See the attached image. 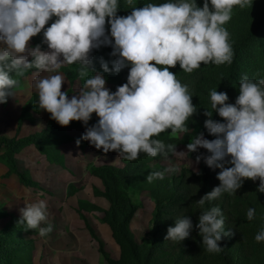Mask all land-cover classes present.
<instances>
[{
    "label": "clouds",
    "instance_id": "obj_1",
    "mask_svg": "<svg viewBox=\"0 0 264 264\" xmlns=\"http://www.w3.org/2000/svg\"><path fill=\"white\" fill-rule=\"evenodd\" d=\"M126 2L131 5L133 0ZM249 3L204 0L203 6L197 7L195 0H166L159 5L149 2L132 7L129 15L121 17L116 15L118 0H0V103L6 102L18 84L10 73L23 76L29 69L49 72L78 63V74L83 77L89 72L91 50L111 45L110 55L116 57L111 71L119 73L130 65L126 84L111 92L101 73L91 72L80 92L68 98L61 91L64 77L57 73L36 80V105L60 126L70 121L87 125L95 113L97 122L86 127L75 141L77 145L85 140L104 153L117 151L129 161L141 152L152 157L176 154L174 145L153 137L168 129L172 135L188 132L185 122L195 108L187 85H182L169 68L179 63L184 72L191 73L201 62L231 64L233 53L224 25L231 19L234 6L242 9ZM53 16L56 19L45 28ZM106 17L109 34L105 33ZM42 29L41 43L48 50H42L41 44L28 46L30 38ZM100 66L103 72H109L102 58ZM227 101L225 92H210L211 109L224 122L206 119L205 129L216 138L208 140L200 133L186 145L188 152L206 149L209 155H197V162L203 159L209 168L220 169L219 186L203 195L197 201L199 205L224 192L235 193L245 178H259L257 191L264 193V79L253 81L242 75L235 103ZM205 115L211 117L212 111ZM172 171L175 169L151 172L146 180L162 179ZM19 212L18 224L26 229L37 230L40 237L52 232V225L45 224L46 201L27 204ZM254 215L255 209L249 208L246 218L252 220ZM224 223L221 209L216 206L199 215L195 227L207 251H221L218 242L222 235L232 234L231 229L225 230ZM192 230L191 218L179 217L174 226L167 228L165 240L183 241ZM254 239L264 241V228Z\"/></svg>",
    "mask_w": 264,
    "mask_h": 264
},
{
    "label": "rangeland",
    "instance_id": "obj_2",
    "mask_svg": "<svg viewBox=\"0 0 264 264\" xmlns=\"http://www.w3.org/2000/svg\"><path fill=\"white\" fill-rule=\"evenodd\" d=\"M149 2L159 5L166 0H133L131 5L126 0H118L116 15L127 16L131 13L132 7L140 8ZM195 2L197 7H202L204 0ZM209 8L211 10L210 4ZM260 26L262 30L250 36ZM224 27L229 33L232 63L214 65L209 62L204 65L203 70L197 72L194 69L188 73L186 79L180 83L187 85L191 99L201 96L204 90L211 92L220 88L229 77L234 59L238 56L241 64L240 77L246 74L253 81L264 79V0H250L242 9L234 6L231 19ZM109 30L110 25L106 17L105 33L109 34ZM34 37L30 38L28 46H35ZM42 39L43 32L38 33L37 44H41V49L46 46L41 43ZM242 44L241 52L237 54V48ZM101 48L107 52L111 45H102ZM31 59L29 56L28 60ZM63 66L65 67L61 68H67L69 75L77 76L82 83L92 75L91 72H96L90 65L89 72L81 77L78 74L80 68L78 63ZM25 81L26 79L23 85ZM76 86L79 93L83 84L80 86L76 83ZM105 87L111 92L117 88L107 82ZM224 92L228 96L227 103L234 104L239 95V87L229 86ZM30 95L31 93L27 92V95L12 96L10 99L8 96L6 102L0 103V139L17 138L18 141H23L32 135L30 134L32 127H28L25 121L30 116L36 99L33 98V105L26 115L24 114V118L21 121L19 119L23 109L25 112L27 103L25 100ZM206 119L207 116L195 115L192 123L187 126L188 132L174 135L183 143L176 146L177 153L149 163L153 172L163 171L165 168H174L175 171L166 172L161 180L156 178L151 182L146 180L151 172L134 178L135 186L128 195L139 205V210L128 226L129 233L134 242L142 248L156 231L153 218L157 207L156 199L164 203L173 197L171 201L173 206H164L161 222L163 228L159 230L160 247L152 264H264V241L256 242L254 239L258 231L264 228V211L253 180L245 178L235 193L224 192L210 202L212 207L221 209L225 218V230L231 229L232 233L230 236L222 235L218 242L221 251H207L199 230L195 227L199 215L206 210L205 204L197 203L205 190L198 178L201 175L202 164L200 161L197 162L196 156L200 151L207 150L198 148L196 152H188L186 145L200 133L204 134L205 139H210L204 127ZM38 122L41 126V122ZM48 146L46 150L49 151L51 145ZM27 147L17 145L16 150L0 148V264H108L107 258L120 260L121 246L109 225L103 221V211L109 209L106 207L108 203L106 199L100 196L103 187L100 186L99 190L97 185L100 184L90 183L84 179L81 180L82 183L36 182L37 186L33 188L24 185L18 175L13 173L12 156L20 172L30 176L29 170H34L35 174L39 173L44 177L47 172L44 162L41 164L40 157L43 154L39 148L35 145ZM181 152L186 154H178ZM67 177L71 178V175L68 174ZM167 180L169 183L164 186V181ZM219 184L216 176L211 190ZM169 187L174 189L173 193ZM39 200L46 201L45 224H51L53 229L46 237H40L37 230L26 229L23 224H18L19 209ZM249 208L255 209L252 220L246 218ZM186 215L193 223L189 237L180 242L165 240L167 228L174 226L175 219ZM19 227L23 230H18Z\"/></svg>",
    "mask_w": 264,
    "mask_h": 264
},
{
    "label": "trees",
    "instance_id": "obj_3",
    "mask_svg": "<svg viewBox=\"0 0 264 264\" xmlns=\"http://www.w3.org/2000/svg\"><path fill=\"white\" fill-rule=\"evenodd\" d=\"M56 19L55 16L53 18H50V20L46 23L44 26L47 28L50 26L52 22ZM44 29L41 30L43 32ZM262 30V27H257L253 34L250 36L257 34L259 31ZM35 38V45H37V35ZM243 47L242 45H239L237 48V54L241 52V49ZM42 50H48L47 45L42 48ZM106 52L104 49L99 47L98 49H93L90 53L91 57V66H93L96 70V72H100L101 75L105 78V81L114 87H118L120 85L127 83V75L129 72L130 65L128 67H125L122 69L119 73H114L111 71L112 69V61L116 59V57L111 56L110 53L112 52V47L107 49ZM101 58L108 63L109 66V72L105 73L102 71L100 66ZM239 56L235 57L231 71L229 73V77L224 80L223 84L220 88H217V92L225 91L229 86L233 87H239V80H240V69L241 64L239 63ZM154 64V62H151ZM203 62H201V65L199 68L196 69V71H201L204 69ZM157 67H161L157 65ZM39 70L36 69H29L24 72L23 76H16L14 73H10V75L13 76L14 79L18 80V84L14 86L12 89V92L14 90H17L23 86V81L27 78H29L31 75H33L35 72ZM169 71L172 72L174 75H176V78L181 81L186 79V76L188 73H184V71L180 68L179 63L175 65V67H170ZM59 72H61L65 79L68 81L70 87L72 88L75 83H79L80 86H82V82L79 81L76 77L70 76L67 68H60ZM69 92H67V96H69ZM34 99H37L35 97ZM191 103L195 108L194 113L188 118V120L185 122V124L188 126L192 123L195 115H205L206 111L211 112V117H208L213 119L214 121L224 122L223 118L219 117L217 113L211 109V102H210V91L204 90L201 96H198L197 98H192ZM33 105V100L30 101L25 109V112H28ZM98 120V117L95 113L91 114L90 120L87 122V125L82 124L80 121H70L69 125L67 126H60L55 120L50 118V122L47 126V128L39 132L37 134L31 135L25 140L18 141L17 138L13 139H0V148H6V149H14L17 145H22L24 147L35 145L39 148L40 152L47 157V159L50 161V163H57V148L64 143L68 142H75L77 139H79L82 134H80L78 137H72L67 134V131L70 129H86V127H90L93 124H95ZM210 139H215L216 137L213 135H210ZM153 139H160L162 142L167 144H172L175 146H178L180 144H183L177 137L170 134V129L165 130L164 132L160 133L158 136L153 137ZM84 143V140H81L79 143V147H82ZM51 145L49 148V151L46 150L48 145ZM49 147V146H48ZM22 148V147H21ZM16 150V148H15ZM19 150V149H18ZM172 153H169L167 157L171 156ZM197 155H209V153L205 150L200 151ZM162 158H165L161 156L160 154H157V156L152 157L145 153H139L137 159L135 160H126L122 158L123 166L122 167H116L111 165H104L99 167L94 166H88L89 173L98 178L101 181L103 191L100 193V196L105 198L109 202V209L103 211L104 218L103 221L109 225L111 228L114 237L116 238L117 242H119L121 246V257L120 260L116 261L111 258H107L108 264H152L155 256L158 254L159 247H160V241H159V230L163 228L162 217L164 215V206H173L172 200L173 197L170 199H167L166 201L159 202L156 199V212L153 215L154 218V225L156 226V231L149 237L146 244L141 248L139 245L134 242L132 239L128 226L133 220L135 214L139 210V205L134 203L132 199L129 197L128 193L131 191L132 187L135 186L134 178L137 175L140 174H147L148 172H153L152 168H150L149 163L153 161H158ZM11 165L13 173L18 175L20 181L30 187H36L37 183L26 173L20 172L16 168V164L13 160V156L11 159ZM202 164V171L201 175L198 176V178L201 180V185L203 186L205 192L204 195L211 191L212 185L214 183V179L216 178L219 171L218 168H209L205 165L203 162V159L200 160ZM158 180H161L158 178ZM164 186H166L169 181H164ZM255 188H258V185L260 183L259 178H257L255 181ZM171 192L173 193V188H170ZM260 196V202L263 206L264 211V193L258 192ZM212 207V204L208 201L205 202V209ZM18 230H23L22 227H19ZM6 244V243H5ZM1 249V247H0ZM1 255V250H0Z\"/></svg>",
    "mask_w": 264,
    "mask_h": 264
},
{
    "label": "crops",
    "instance_id": "obj_4",
    "mask_svg": "<svg viewBox=\"0 0 264 264\" xmlns=\"http://www.w3.org/2000/svg\"><path fill=\"white\" fill-rule=\"evenodd\" d=\"M61 67L65 66L62 65ZM59 69L49 72H44L41 70L35 72L33 75L26 79L24 85L21 88L17 89L16 92H12V94L9 95V99L12 96H24L27 95V92L31 93V95L25 100V102H27V106V104L32 101L33 98L37 97V90L34 87L36 80L57 73L62 74L61 72H59ZM61 91L65 93L69 92L70 94L68 98H71L72 95L78 94L76 83L71 88L65 77L64 82L61 86ZM24 114L26 115V112H24L23 109L22 115L19 117L20 121L24 118ZM29 115L30 116L27 117L25 124L28 125V127H32V132H30V134L32 135H34V133L36 134L37 132H42L44 129H46L50 122V114L42 109H39L36 104L34 108L32 107ZM38 121L41 122V126H39L40 124H38ZM37 127L40 128L37 129ZM84 132L85 129L76 128L68 130L67 134L72 137H78ZM29 147L30 146H28L27 148ZM57 159V163H50L48 162L46 156L41 155L40 161L41 164H43V162L45 164V169L47 171L46 177L42 176V174L39 173L35 174L36 172L34 170H29V174L32 179L38 183H82L81 180L84 179L89 180L90 183L100 184L97 185V188L101 190V181L89 173L88 166H123L122 158L119 156L117 151H109L107 153H104L102 150L96 149L94 146L90 145L88 141L85 140L82 147H79V145H77L75 142L61 144L57 148ZM57 168H59V170ZM68 174L71 175V178L67 177ZM106 207H109V202L107 203Z\"/></svg>",
    "mask_w": 264,
    "mask_h": 264
}]
</instances>
